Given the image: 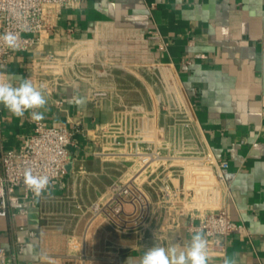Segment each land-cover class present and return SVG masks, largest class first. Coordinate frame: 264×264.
Instances as JSON below:
<instances>
[{
	"label": "crops",
	"instance_id": "crops-1",
	"mask_svg": "<svg viewBox=\"0 0 264 264\" xmlns=\"http://www.w3.org/2000/svg\"><path fill=\"white\" fill-rule=\"evenodd\" d=\"M156 28L168 50L149 38ZM21 78L44 93V121L75 134L61 181L27 215L0 218V245L27 244L15 264L142 257L149 248L138 232L91 223L87 207L138 171V154L147 151L158 160L135 183L151 201L156 176L172 173L174 184L187 186L183 157L205 146L236 172L221 203L244 225L209 264H264V0H81L62 10L40 44L0 64V79ZM96 87L109 96L93 100ZM32 132L30 113L17 118L0 105L1 146L18 148Z\"/></svg>",
	"mask_w": 264,
	"mask_h": 264
},
{
	"label": "built area",
	"instance_id": "built-area-1",
	"mask_svg": "<svg viewBox=\"0 0 264 264\" xmlns=\"http://www.w3.org/2000/svg\"><path fill=\"white\" fill-rule=\"evenodd\" d=\"M80 1L0 0V35L11 32L18 36L16 50L0 41V64L40 44L44 33L56 26L62 10L76 7ZM149 38L161 49L168 50L169 42L158 28L149 32ZM108 96L105 89L96 87L92 92L95 101ZM133 109L139 108L134 106ZM74 134L75 130L67 125H48L43 120L33 122V132L18 148L0 145V218L15 220L27 215L38 199L61 181L71 160ZM138 158L142 164L138 171L125 180H114L105 199L89 204L91 223L103 219L117 231L138 232L148 248L180 247L186 238L191 240L194 233L202 232L209 255L215 253L216 246H222L226 236L243 229L244 225L233 220L221 203L222 194L230 192L236 178L227 159L217 157L207 146L200 155L183 157L187 164L183 175L189 172L187 186L174 184L172 173L164 172L154 179L157 201H151L135 180L158 160V155L152 150L139 153ZM28 169L33 174L51 178L50 187L38 198L24 185V172ZM127 205L132 206L133 212L126 210ZM29 234L34 237L37 232L30 230ZM26 246L25 242H20L15 250H10L0 245V264H15Z\"/></svg>",
	"mask_w": 264,
	"mask_h": 264
},
{
	"label": "clouds",
	"instance_id": "clouds-1",
	"mask_svg": "<svg viewBox=\"0 0 264 264\" xmlns=\"http://www.w3.org/2000/svg\"><path fill=\"white\" fill-rule=\"evenodd\" d=\"M0 41L9 49H17V34H2ZM46 104L47 100L41 88L36 87L30 79L21 78L18 83L0 79V105L13 116L23 118L28 112L30 119L39 123L45 119V115L38 110L44 109ZM50 183L51 178L48 175L33 174L31 169L24 172V185L37 198L50 187ZM209 259L207 240L202 232H196L185 248L153 246L145 251L142 257H129L127 264H209ZM224 264L234 262L225 259Z\"/></svg>",
	"mask_w": 264,
	"mask_h": 264
}]
</instances>
